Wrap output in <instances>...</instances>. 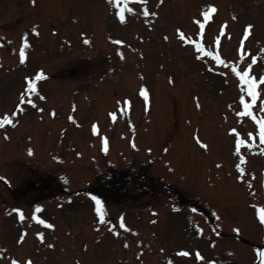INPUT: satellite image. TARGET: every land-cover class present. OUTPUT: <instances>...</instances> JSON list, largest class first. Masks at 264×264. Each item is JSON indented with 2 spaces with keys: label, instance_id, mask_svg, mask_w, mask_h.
<instances>
[{
  "label": "rangeland",
  "instance_id": "rangeland-1",
  "mask_svg": "<svg viewBox=\"0 0 264 264\" xmlns=\"http://www.w3.org/2000/svg\"><path fill=\"white\" fill-rule=\"evenodd\" d=\"M208 4L215 12L203 21L205 49L219 36L221 59L251 65L264 100L259 80L264 0H0V117L12 121L0 125V176L7 180L0 181V264H140V259L143 264H256L257 250L264 251V141L252 117L237 115L239 96L248 100L245 85L229 62L197 59L195 45L175 37L178 27L184 39L194 37V19ZM249 24L243 56L237 57L236 40ZM236 58H242L240 64ZM37 72L46 80L35 84L36 91L24 92ZM141 87L147 98L140 95ZM84 89L88 98L82 97ZM260 101L253 116L264 113ZM249 130L257 139L247 138ZM237 135L245 142L239 153ZM105 162L118 168L120 177L134 169L140 173L142 165L151 178L160 173L163 181L177 180L182 186L174 184L195 198L193 207L195 201L206 206L214 225L202 212L188 209L190 238L176 227L182 217L174 212L167 224L174 228L158 249L145 247L139 260L134 253L140 251L111 250L120 242L111 232L97 236L90 225L97 222L94 202L86 193L66 196L70 187L95 188L96 167ZM57 180L61 191L55 197L63 198L58 210V200H46L56 192L51 194L50 187L58 188ZM110 190L97 192L105 195L103 209L124 211V226L139 240L140 202L116 204L122 196L106 195L126 193ZM155 191L149 194L153 199L166 200ZM133 194L140 195V189ZM35 201L42 202L41 214ZM34 211L45 224L31 219ZM89 231L95 237L89 239ZM124 255L131 259L120 261Z\"/></svg>",
  "mask_w": 264,
  "mask_h": 264
},
{
  "label": "snow or ice",
  "instance_id": "snow-or-ice-1",
  "mask_svg": "<svg viewBox=\"0 0 264 264\" xmlns=\"http://www.w3.org/2000/svg\"><path fill=\"white\" fill-rule=\"evenodd\" d=\"M141 2H143V0H141ZM215 12V8L211 5V4H208L206 5L204 11L202 13H200L199 15H202L205 19L209 18L210 14ZM147 14V13H145ZM152 15H156L155 12L151 13ZM116 15L119 17L120 21L123 22L124 21V16L117 12ZM194 25H198L199 26V29L200 31L196 32L195 35L196 36H200L204 30V23L200 20V19H194ZM223 28H224V25H221V30L223 31ZM252 28V25H246L244 26L243 28V33L244 35L247 37L249 35V32H250V29ZM180 30L177 29V32H179ZM181 38L184 39V35L183 33H181ZM165 39H167V37H165ZM216 40L219 41L220 40V37L217 36L216 37ZM186 43L188 44H194L195 45V48H196V53H198L199 55L196 56L197 59H206V58H211L212 61L215 62L216 65H225V61L223 59H221V56L219 53L217 52H214L212 50H206L205 47L201 44L200 40H186L185 41ZM84 43H88L87 40L84 41ZM117 44H120L122 43V41H119L117 40L116 41ZM261 51H264V49H261ZM256 57H252V60L253 62L255 61ZM20 60L23 61L24 60V50H23V46H21V51H20ZM230 69H231V72L235 74L236 77L239 78L240 82L243 83V84H246L247 85V88L245 89V91L247 92V96L248 97H252L251 100H246L245 96L244 95H240L239 96V100H238V107H240L242 110L237 112V115L238 116H241V117H245V116H250L252 117L254 120L256 119L255 116H253V112H252V107H253V104L256 103V100H255V97L257 95V92H256V84H257V80L253 79L252 76H251V73L249 71V68L251 67V65L247 66V67H243L242 69H238L236 66H234L231 62L228 63L227 65ZM43 76V73L42 72H37L36 73V78L39 79ZM27 79V77L25 78ZM171 80V78H170ZM259 80L260 81H264V75H261L259 77ZM28 90L29 91H36V87H35V81H29L28 83ZM140 95L141 96H144L145 98H147V94H146V91H145V88L144 87H141L140 88ZM29 104L32 103L31 100L28 101ZM125 104L128 103L127 100L124 101ZM260 110L264 111V100H261L260 101ZM13 116H15V113H12ZM69 119H71V117H69ZM12 121L9 120L8 116L5 115L3 117L2 120H0V125L2 124H5V123H11ZM257 124L259 125V135H260V140L261 141H264V120H257L256 121ZM92 130L93 132L96 131V125L93 124L92 126ZM230 132H236V129H229ZM249 135H251V133H249ZM199 143V141H197ZM244 140L240 139L239 135H237L236 137V140H235V144H236V151L237 153H239L240 151V146L242 144H244ZM28 152L29 154H31L32 150L29 148L28 149ZM241 161H243V157L241 156L240 157ZM237 168H240L241 165L240 164H237L236 165ZM0 181H4L5 183H7V180L5 177L3 176H0ZM91 199L93 201H95V204H96V213L97 214H100L101 213V201L99 198H97L96 196L92 195L91 196ZM36 210L39 211L40 210V205H36ZM13 212L19 214V218L21 220L24 219V215L21 213V210L19 208H14L12 209ZM31 219L32 220H37L39 221V223L41 224H45L46 221L45 220H42L40 219L39 216L36 215V212H32L31 214ZM101 219L103 220L104 217L101 215ZM260 222L262 224H264V212H261L260 214ZM122 228L124 227V224L121 223L120 225ZM47 227L48 228H52L53 225L48 223L47 224ZM39 235V234H38ZM24 236L23 234H21L20 236V240H23ZM19 242V241H18ZM185 255H187V253H184ZM261 260H260V264H264V251L261 252ZM197 258H200L199 257V253H197ZM12 264H17V261L13 260L12 261Z\"/></svg>",
  "mask_w": 264,
  "mask_h": 264
},
{
  "label": "flooded vegetation",
  "instance_id": "flooded-vegetation-1",
  "mask_svg": "<svg viewBox=\"0 0 264 264\" xmlns=\"http://www.w3.org/2000/svg\"><path fill=\"white\" fill-rule=\"evenodd\" d=\"M148 185H149L148 182L144 178L140 177V235L149 234L150 231H152V233H155L154 227L152 229L144 227L146 222L147 223L149 222L147 221L149 219L148 217H143L144 209L147 206L145 203L148 199H150V196L146 195V188L148 187ZM126 198L132 199V196H127ZM185 199H187L186 196ZM178 202L179 205L187 207V200H185L184 202L181 201Z\"/></svg>",
  "mask_w": 264,
  "mask_h": 264
}]
</instances>
